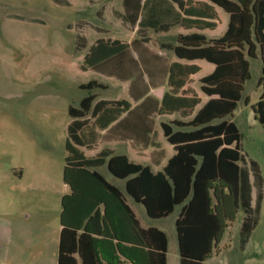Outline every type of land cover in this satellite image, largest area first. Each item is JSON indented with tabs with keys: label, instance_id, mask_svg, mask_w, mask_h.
Instances as JSON below:
<instances>
[{
	"label": "trees",
	"instance_id": "obj_1",
	"mask_svg": "<svg viewBox=\"0 0 264 264\" xmlns=\"http://www.w3.org/2000/svg\"><path fill=\"white\" fill-rule=\"evenodd\" d=\"M178 4L181 13L175 14L176 22L185 32L168 47L179 59H205L215 65L210 74L199 79L200 89L209 98L200 105L201 98L186 86L188 77L199 68L175 61L168 71L170 88L160 101L146 96L130 109L127 99L98 98L97 93H89L78 107L68 106L71 119L62 179L69 192L60 200L57 264H167L166 233L155 226H142L126 194L142 204L151 218L165 217L181 206L175 219L180 264H204L235 222L239 209L245 212L239 230L242 249L257 223L262 179L256 162L251 161L257 186L252 204L249 171L239 164L240 132L229 116L243 99V85L249 78L248 58H254L258 50L262 93L252 107L255 119L264 125V0H179ZM121 5L123 21L138 25L139 36L130 42L96 38L83 55L78 66L81 70L129 78V73L143 68L147 29L166 30L172 23L164 19L165 7L159 0H121ZM215 6L228 14V23L222 35L208 38L202 31L216 27ZM133 50L138 58L133 57ZM134 81L140 88L133 96L137 99L146 88L140 80ZM78 87L107 88L96 79ZM146 110L179 114V118L161 123L163 135L174 150L161 170L154 172L125 154L107 159L84 154L82 148L96 147L101 131L122 114L128 118L133 112L138 120ZM104 163L114 177L124 180L125 192L97 169Z\"/></svg>",
	"mask_w": 264,
	"mask_h": 264
},
{
	"label": "rangeland",
	"instance_id": "obj_2",
	"mask_svg": "<svg viewBox=\"0 0 264 264\" xmlns=\"http://www.w3.org/2000/svg\"><path fill=\"white\" fill-rule=\"evenodd\" d=\"M218 10L222 22L215 32L225 28L226 23V13ZM121 11V0H0V183H8L10 191L16 189L14 183H24L35 176L42 187L50 189V198L57 196L58 201L64 184L65 140L71 119L68 106L78 107L80 100L91 92L102 98L133 101L128 92L129 78L78 67L96 38L129 41L138 36L135 29L122 22ZM177 31L178 26L163 34L150 31L149 44L170 56L171 51L161 48L159 43L174 41ZM196 62L202 67L201 74L212 67L205 60ZM258 65L257 61L249 59L250 77L244 83L243 94L249 95L250 103H255L262 93L261 86L256 84ZM90 79H96L107 88L78 87L79 83ZM130 79L147 80L141 68ZM232 120L240 132L238 143L242 159L239 164L248 169L256 191L251 161L256 162L264 191V125L255 119L251 104L244 105L242 101L233 111ZM158 136L160 139V134ZM118 148L128 151L129 145L120 142ZM134 157L151 162L148 155ZM15 170L23 173L22 179L15 177ZM99 170L123 189L124 180L110 174L105 164ZM126 196L142 226H155L166 233L167 264H180L175 219L181 206H176L165 217L151 218L142 204ZM244 215L243 209H239L235 222L226 229L205 264H264V209L242 249L239 230Z\"/></svg>",
	"mask_w": 264,
	"mask_h": 264
},
{
	"label": "crops",
	"instance_id": "obj_3",
	"mask_svg": "<svg viewBox=\"0 0 264 264\" xmlns=\"http://www.w3.org/2000/svg\"><path fill=\"white\" fill-rule=\"evenodd\" d=\"M178 1L179 0H159L163 7H165L164 14L166 15L164 16V19L167 22L172 23L166 30L155 31L153 28L147 29L144 44L148 48L147 50L142 51V69L146 74L147 80L143 79L141 84L142 86L144 85L146 90L141 97L135 99L133 96L138 93L140 88L135 81L133 83V79H130L131 76L135 74V72L129 73L130 75L128 80L130 82L128 85V92L131 93L130 96L133 97L134 101H129L127 99L131 104L130 109H134L146 96H150L154 100H161L164 93L170 88L167 84L168 71L170 64L175 61L194 64L199 68L196 73L188 77L186 86L190 87L201 98L200 105L209 98L200 89L199 79L205 75L210 74L214 70L215 65L205 59H179L174 54L173 50L168 47V44L174 45L176 43V38L179 33L185 32L179 25V23L176 22L177 17L175 16V14L181 13ZM218 8L222 9L221 7L215 6V9L217 11L216 27L212 30L206 29L202 31V33H204L208 38L218 37L222 35L227 27L228 14L222 9L226 13L225 28L221 29L218 32H215V30L218 28V24L222 22V20L220 21V12ZM122 12L123 7L120 13ZM121 20L131 29H135V31L137 32L138 25L130 26L127 22L123 21L122 17ZM173 26L179 27V31H177L175 34L174 41H161L159 43V46L161 48L167 51H171L172 55H166L165 53L151 47V45L149 44L150 31L163 34L167 33ZM138 36H135L132 39L137 38ZM131 40L125 41L130 42ZM254 53L255 57L248 58V62L249 59H251L259 63V65L256 67V84L257 86H261L259 83V78L261 74L262 61L259 56L258 50H256ZM132 54L134 58H138V53L136 51L133 50ZM197 60H205L211 63L212 67L210 71L205 74H201L202 67L196 62ZM193 81H198V83L195 84L193 83ZM241 101L244 105L251 104V107L256 103H250L249 95L246 94H243V99ZM200 105H198V107ZM132 113L133 112H131V114L127 116L128 118H125L126 113L122 114L116 121L111 123L107 129L101 131L102 137L98 145L92 149L82 148L84 154L87 157L91 158L105 156L106 159L111 155L125 154L129 157L130 160L139 163L144 162L142 164L148 165L154 172L161 170L167 159L174 153L172 145L167 142L163 135L161 123L168 122L169 120L174 118H179V114L176 112L169 115L157 114L155 111L146 110V112L142 113L144 117L142 119L136 120L135 116H132ZM232 116L233 112L231 116H229L231 120ZM159 134L160 139L158 136ZM120 142H125L129 145L128 151L119 150L118 144ZM137 154L145 156L148 155L151 162H147L143 159H137L136 157H134ZM99 168L97 169L99 170ZM14 174L15 177L17 176V179H22V172L15 170ZM6 184L0 183V264H57L59 233L61 228L59 222V215L61 210L60 200L63 194L69 192L68 186L65 183L63 184V187L59 194V199L57 201V196H53V198L51 199L50 189L47 186L42 187L36 180L35 176H32L31 179L27 182L21 183L19 181L18 183H14L16 185V189L13 191H10L7 188ZM120 189L125 192V182L123 189ZM254 191L255 190L252 187V204H254L256 195V191ZM55 193L56 192H54L53 194L55 195ZM127 201L130 205L128 198ZM130 207L132 208L131 205ZM263 209L264 191L260 212ZM205 262L206 260L204 261V264Z\"/></svg>",
	"mask_w": 264,
	"mask_h": 264
}]
</instances>
